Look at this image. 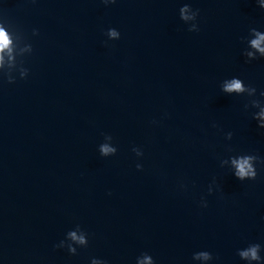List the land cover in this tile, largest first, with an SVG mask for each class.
Wrapping results in <instances>:
<instances>
[{
    "label": "water",
    "instance_id": "water-1",
    "mask_svg": "<svg viewBox=\"0 0 264 264\" xmlns=\"http://www.w3.org/2000/svg\"><path fill=\"white\" fill-rule=\"evenodd\" d=\"M182 2L0 0V19L35 50L27 80L0 83V264H135L143 251L193 264L200 249L244 264L236 249L264 243V171L241 182L220 167L228 145L264 156L245 97L220 91L232 76L264 89V60L246 63L240 39L264 29V9L190 0L201 10L195 33L179 18ZM109 27L122 36L106 44ZM103 133L116 156H100ZM133 146L143 147V171ZM214 177L219 190L201 208ZM76 223L93 235L69 256L54 245Z\"/></svg>",
    "mask_w": 264,
    "mask_h": 264
},
{
    "label": "clouds",
    "instance_id": "clouds-1",
    "mask_svg": "<svg viewBox=\"0 0 264 264\" xmlns=\"http://www.w3.org/2000/svg\"><path fill=\"white\" fill-rule=\"evenodd\" d=\"M37 3V0H31ZM104 6H111L118 3V0H101ZM257 5L264 9V0H256ZM180 20L187 25L189 32L198 33L200 29L201 10L193 7L192 2H182L178 9ZM39 29H32V36H39ZM104 35L108 41H118L121 39V31L116 27H109ZM241 42L242 56L246 63L264 60V29L251 27L248 34L242 36ZM34 45L25 33L7 18L0 19V83L16 84L18 80H27L30 69L26 66L28 57L34 54ZM220 91L227 95L245 97L243 105L244 111L249 113L251 119L257 123V128L264 130V89L246 82L240 76L226 77L220 82ZM157 123V121H152ZM214 128L218 127L215 123ZM221 131H223L221 129ZM103 141L98 145V152L101 157L108 158L116 156L118 146L114 142L111 134L103 133ZM225 139L231 141L233 132L224 134ZM132 152L137 158L135 167L138 171H143L144 164L140 162L145 153L142 146H133ZM229 155L220 160V167L226 168L232 175L241 182L256 181L262 171H264V156L254 152L235 151L230 145L226 146ZM181 190L187 191V183L181 181ZM219 190V184L214 177L207 186V195H201L199 206L208 207L207 196L213 195ZM111 195V193H109ZM92 235L81 224L76 223L69 228L63 239L54 245L55 249H64L69 256H77L80 249H87L90 246ZM236 255L244 264H264V243L249 242L246 246L236 249ZM193 264H218L219 256L208 249L194 251L191 256ZM89 264H110L106 258L99 256L89 257ZM135 264H158L156 257L149 251H143L135 258Z\"/></svg>",
    "mask_w": 264,
    "mask_h": 264
}]
</instances>
